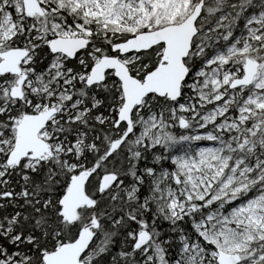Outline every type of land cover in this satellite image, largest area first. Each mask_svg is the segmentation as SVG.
Listing matches in <instances>:
<instances>
[{"label":"snow or ice","instance_id":"1","mask_svg":"<svg viewBox=\"0 0 264 264\" xmlns=\"http://www.w3.org/2000/svg\"><path fill=\"white\" fill-rule=\"evenodd\" d=\"M0 264H264V0H0Z\"/></svg>","mask_w":264,"mask_h":264}]
</instances>
